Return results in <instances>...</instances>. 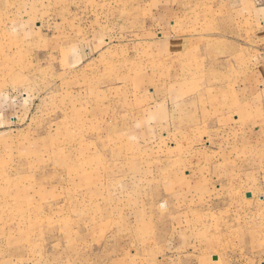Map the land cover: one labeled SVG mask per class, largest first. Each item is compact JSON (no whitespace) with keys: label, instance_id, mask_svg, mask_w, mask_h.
Wrapping results in <instances>:
<instances>
[{"label":"rangeland","instance_id":"rangeland-1","mask_svg":"<svg viewBox=\"0 0 264 264\" xmlns=\"http://www.w3.org/2000/svg\"><path fill=\"white\" fill-rule=\"evenodd\" d=\"M263 42L251 0H0V264H264Z\"/></svg>","mask_w":264,"mask_h":264},{"label":"crops","instance_id":"crops-1","mask_svg":"<svg viewBox=\"0 0 264 264\" xmlns=\"http://www.w3.org/2000/svg\"><path fill=\"white\" fill-rule=\"evenodd\" d=\"M254 17L258 21L264 39V0H251ZM264 43V42H263Z\"/></svg>","mask_w":264,"mask_h":264}]
</instances>
